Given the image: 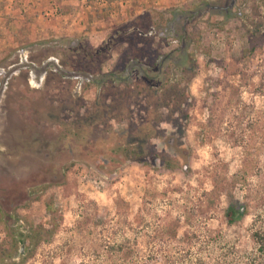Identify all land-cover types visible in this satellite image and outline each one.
Masks as SVG:
<instances>
[{
    "label": "rangeland",
    "instance_id": "1",
    "mask_svg": "<svg viewBox=\"0 0 264 264\" xmlns=\"http://www.w3.org/2000/svg\"><path fill=\"white\" fill-rule=\"evenodd\" d=\"M263 228L264 0H0V264H264Z\"/></svg>",
    "mask_w": 264,
    "mask_h": 264
},
{
    "label": "trees",
    "instance_id": "2",
    "mask_svg": "<svg viewBox=\"0 0 264 264\" xmlns=\"http://www.w3.org/2000/svg\"><path fill=\"white\" fill-rule=\"evenodd\" d=\"M141 16L142 15H138L137 18L134 20L141 18ZM161 18H162V16H161ZM158 22H163V20L157 21L155 24H153V26L159 27L160 24ZM117 31L118 32L121 31V28L119 29V27H118V29L117 28L112 29L109 39ZM174 52H175V50L168 52L166 54H163L161 56L160 62H156V63L152 62L151 64H149L147 66L149 72L147 70H143V78L146 80L147 89L150 90L152 92V94L155 93V91H156V90H153V85H154V83H157V81H158V85H159L158 88L162 89L159 92V99H158L160 101L159 104H161L162 106H165L167 108L170 106L180 107L181 105L184 104L186 98L188 97V92H187L186 87H184V86L182 87L180 85V83H181L180 81H182V80L188 81L190 76L193 75L194 69L196 67V62L194 59V52H189V57H191V59L189 60L188 64L187 65L184 64L183 68L181 69L183 74L180 76V78L179 79L178 78L170 79L168 77L165 78V75L167 74V72H166V70H163V68H162L164 66V63H166L168 61L169 65L172 64V66H173L172 69L174 71L178 67L179 62H175L172 59ZM184 52L186 53V50H184ZM168 67L170 68V71H171V66H168ZM169 68H167L168 71H169ZM173 70L171 72H173ZM185 75H188V76H186V78H184L183 76H185ZM105 76L109 78L110 82L118 81L119 79H122V80L128 79L126 75H119V74L113 75L111 73H107V74H105ZM134 159H136V158H134ZM165 165H166V167H169L168 163H165ZM47 208L49 209L50 206L47 205ZM240 214H241V212L239 210L229 209L226 213V216H227L229 221H232L235 218L240 217ZM40 228H42V227H40ZM252 235H253L254 241H256L258 243L259 247L263 248L264 247V228L254 231ZM106 258H107V260H110L112 258V256H106Z\"/></svg>",
    "mask_w": 264,
    "mask_h": 264
}]
</instances>
